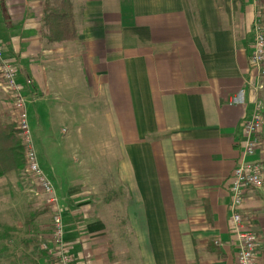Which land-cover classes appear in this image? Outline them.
Here are the masks:
<instances>
[{"label": "crops", "instance_id": "0c3cea01", "mask_svg": "<svg viewBox=\"0 0 264 264\" xmlns=\"http://www.w3.org/2000/svg\"><path fill=\"white\" fill-rule=\"evenodd\" d=\"M245 1L72 0L78 36L58 44L44 33L45 0H0V40L27 113L33 105L39 125L48 117L53 126H88L75 136L61 130L67 168L55 169L58 187L52 182L76 264H237L230 178L245 119L264 104V80L251 68L256 12ZM241 91L244 102L232 104ZM0 104L8 116L9 103ZM94 134L96 162L87 144ZM258 137L251 160L263 166V184L245 191L239 211L264 264V112ZM23 172L0 179L9 243L20 231L11 212ZM41 242L35 254L46 264Z\"/></svg>", "mask_w": 264, "mask_h": 264}, {"label": "built area", "instance_id": "2783aa9c", "mask_svg": "<svg viewBox=\"0 0 264 264\" xmlns=\"http://www.w3.org/2000/svg\"><path fill=\"white\" fill-rule=\"evenodd\" d=\"M254 47L251 54V68L256 83L264 80V29L259 21L254 26ZM16 65L4 56V46L0 40V81L14 107L17 128L25 146L26 170L32 176L35 186L34 195L43 200L52 213V233L49 242H45L41 250L46 252L49 260L46 264H76L75 255L65 240L64 207L52 181L43 172L35 148L27 113V98L21 84L17 81ZM260 88L263 86L261 84ZM244 91H241L232 104L243 103ZM264 104L258 100L252 115L243 124V147L237 164L230 178L231 211L235 229V243L238 249L237 264H260L257 258L259 247L258 236L246 228V223L239 208L244 201L245 191L263 184V166L251 158L261 147L258 133L263 126ZM219 244V242H216Z\"/></svg>", "mask_w": 264, "mask_h": 264}, {"label": "rangeland", "instance_id": "374dc122", "mask_svg": "<svg viewBox=\"0 0 264 264\" xmlns=\"http://www.w3.org/2000/svg\"><path fill=\"white\" fill-rule=\"evenodd\" d=\"M216 1L219 6H222L223 4L222 0H216ZM249 1L250 2H248L247 7L249 6V8H254L256 12L254 15V23H252L253 25L251 27L252 30L250 29V32H249L251 33L252 31H254V26L256 24V21H259L264 29V18H263L264 13L262 10V8H264V0H249ZM241 5L242 3H240V0H232V4L230 8H240ZM238 15L239 13H237V16H236L237 20H239ZM254 38H255V35H254ZM252 47H254V42L252 43ZM0 85L3 87V84L1 83V81H0ZM1 86H0V95H1L0 100L1 102L9 103L10 105L8 116H7V114L2 111V108L4 106L0 104V113L4 114L2 118L3 120H6L7 122H11L15 124V126H18L16 122V117L13 116L14 107L12 104V100L7 94L3 92L4 89ZM263 89H264V83H263ZM48 109L46 108V112ZM28 113H29V119H30V128L32 131L33 140L35 141L34 144L36 143L35 148L37 147L36 151L38 150L40 154L39 155L40 165L42 167L43 172L46 174V176L57 186L56 178H55L57 177L56 170L64 171L67 168V163L64 160L63 161L60 160L59 156L61 153V149L57 146L59 141H61V138L65 137V135L62 134L61 130L63 129L64 134H72L73 136H75L76 134H78V131H77L78 127H80V129L86 132V130L88 129V126L85 124H82L81 126H78V127L73 124H69L65 126L57 124L53 126L51 123H49L50 119H48V117H43L42 125H39L38 124V112L33 105L28 106ZM77 120H78V123H82L84 119L79 118ZM83 135H85V133H83ZM89 137L91 138V141L88 139L87 144L89 142L94 143L92 147L94 150L92 151L93 153L92 160L93 162H96L97 160H100L99 157L95 156L96 151H95L94 141L97 139V137L95 136V134L89 135ZM43 142L47 143L48 146L46 144H42ZM44 147H47V148H45L44 150ZM82 148L83 149L81 151L85 150L84 146ZM48 151L50 154H48ZM65 159L67 158L65 157ZM88 159L90 160V158ZM53 167H54V170H53ZM25 170L21 177L22 182L25 187L24 192L22 194V198L21 196H18L16 198V202L11 212L13 220H14L13 221L14 227L20 231L16 230L10 234L11 241L13 243H9L7 241H10V240H7L3 235L4 228L3 229L1 228L0 230V254L2 255L1 264H41L39 263V260L36 257L35 249H38L39 242L42 241L40 244H43L45 242H49V240L51 239L52 213L50 212V209L45 206V203L42 202L43 200H39L36 197H34L36 199H33L32 195L29 194V191L33 190L32 188L34 185L32 184L34 183H33L32 176L26 173ZM35 213H37L36 215H38L37 220L34 218ZM29 217H30V221L27 225L25 223V218L27 220ZM40 236H44V238H41V240L38 239V237ZM26 240H27L26 244L29 246L28 247L29 249L25 247L23 248V250H29L30 252L29 254L22 256L21 251H18V250L22 248V243L26 242ZM125 240H126L125 247L131 249V247L128 246V243H129L128 238H126ZM22 253H24V251H22Z\"/></svg>", "mask_w": 264, "mask_h": 264}, {"label": "trees", "instance_id": "16d2710c", "mask_svg": "<svg viewBox=\"0 0 264 264\" xmlns=\"http://www.w3.org/2000/svg\"><path fill=\"white\" fill-rule=\"evenodd\" d=\"M245 6L246 1L242 0L241 7ZM43 23L49 43H67L78 36L72 0H45ZM3 116L0 113V179L14 169L24 171L27 164L19 130L15 124L3 120ZM42 252L48 261L47 253Z\"/></svg>", "mask_w": 264, "mask_h": 264}]
</instances>
